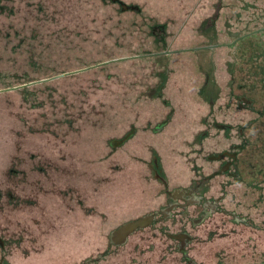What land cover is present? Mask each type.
I'll return each instance as SVG.
<instances>
[{"label": "rangeland", "instance_id": "374dc122", "mask_svg": "<svg viewBox=\"0 0 264 264\" xmlns=\"http://www.w3.org/2000/svg\"><path fill=\"white\" fill-rule=\"evenodd\" d=\"M261 28L264 0H0V189L13 192L0 200V264H88V253L107 264L135 241L114 239L125 223L198 199L239 219L206 221L189 204L194 217L169 229H197L195 259L263 264ZM138 158L163 189L137 193ZM75 176L77 198L61 195ZM32 187L41 202L23 203ZM178 188L187 191L172 197ZM67 214L90 234L69 233ZM170 236L179 250L189 244ZM171 240L152 238L157 253L137 238L136 257L167 264L155 262L169 260Z\"/></svg>", "mask_w": 264, "mask_h": 264}, {"label": "flooded vegetation", "instance_id": "af4514ba", "mask_svg": "<svg viewBox=\"0 0 264 264\" xmlns=\"http://www.w3.org/2000/svg\"><path fill=\"white\" fill-rule=\"evenodd\" d=\"M166 53L168 54V53H171V52L170 51H166ZM241 106H243V105H242V103L240 101V107ZM113 143L114 144H118V143H120V141L119 140L118 141L115 140V141H113ZM170 187L173 188V187H177V186H170ZM186 191H187L186 189H182V188L174 189V192L171 193V195L174 198H181L180 196L182 194H185ZM219 201H220L219 199L217 201H215V208H212V209H208V208L205 209L207 199L192 200V202L187 201V202H185L182 205L181 204H177L176 205L175 203H170L171 205L175 204L174 207H173V205L168 207V209L172 208L171 211H170L171 213H172L173 209H175L176 207H179V206H181L183 208L181 213L180 214L176 213L175 215L170 214L169 216L164 217V213H159V211H156L157 212L156 215L148 214V215L143 216V217L147 216L143 223H148L150 220L151 221L147 225H145L143 227H138L137 229H135L132 232V235H133L132 237L135 238V241L133 242L132 245L127 246L129 260L125 261L124 259H120V260L116 259V261L114 263H116V264H129V261H131L130 264H147L148 263L147 259H145V258L144 259H138L137 258V257L142 256L145 253V249H142L140 247L142 245L137 243V238L140 239V242H142V241H149L150 242V243H148L147 249H146V250H148V252H154L155 251V252L158 253L159 251H161L160 247L163 246V244L157 245V249H156V245L154 244L153 241H150V240L152 238H154L155 240L156 239H160V236H164L166 238V240H168V239L171 240L170 234H172V237H174V238H175V236L177 237L178 235H182V236L186 235V238L185 237L184 238L186 240H189L188 241L189 244H186L185 250H179L178 249V245L175 246V244L172 243V240H171L170 242L172 243V245L171 244H169V245L164 244V248H163L167 252V254H168L167 256H169V260L168 261H162V262L157 261L155 263L191 264L190 263V261H191L190 258H193V263L192 264H200L199 263L200 259L196 260L195 257H194L195 253L192 252V248H194L193 247L194 242L196 240H198L197 237H200V235H201V234L197 233V229L195 230V229L185 228L186 227L185 225H182L179 228L178 227H171L169 229V227L172 226V223H174L175 220L178 221L179 219H186V218H187V220H189V218H188L189 215L194 217L193 216L194 213H192V212L190 213V211H189V204H190V207H192V206H196L197 208L200 207L203 210V212L200 214V216H205V217H206V215L209 216L206 219V221L208 219H210L211 216H216V215H219L220 213H222L224 215L231 216L235 220V222L238 221L239 218L237 217V215L234 212H232L230 210L227 211L224 208L219 206L220 205ZM201 203L204 204V205H202V207L199 205ZM210 212H212V213L210 214ZM208 214H210V215H208ZM196 215H197V213H196ZM143 217H141V218H143ZM192 217H190V220L192 219ZM199 218L200 217H198V219ZM202 220H203V217H202ZM202 223L203 222H199V225L202 224ZM124 229H125V227H124ZM135 231H137V233H134ZM157 234H160V235H157ZM130 235L131 234H129L128 236H130ZM157 236H159V237H157ZM125 238H127V237L125 236V231L123 230V228H120L114 234V239L117 240V241H122ZM144 238H149V239L147 240V239H144ZM190 242H193V243L191 244ZM154 248H155V250H154ZM152 250H154V251H152ZM177 250H178V252H180L179 254H176L174 252V251H177ZM136 251H137V254L135 255ZM133 254H134L135 257L133 256ZM174 254L177 255V258L175 257ZM94 256H95L94 254H91L85 259V260H88L87 261V262H89L88 264H90V263L91 264H100L101 260L100 261L99 260L96 261L95 260L96 257H94ZM106 256H107V254L104 255V257H106ZM167 256H164L163 258L166 259ZM110 257H126V256H125V252L117 251V252H113L112 255H109V258ZM106 263L109 264L110 261L107 260Z\"/></svg>", "mask_w": 264, "mask_h": 264}, {"label": "trees", "instance_id": "16d2710c", "mask_svg": "<svg viewBox=\"0 0 264 264\" xmlns=\"http://www.w3.org/2000/svg\"><path fill=\"white\" fill-rule=\"evenodd\" d=\"M258 31H264V30H258ZM257 32V31H256ZM147 161L146 160H143V159H137V167L138 168H140V169H143V168H141L143 165L145 166V171H146V174L144 173V176H140V177H138V183H137V193L138 192H142V191H144V192H147V193H149V191H151L153 188H158V187H160L161 189H163L164 188V185L158 180V179H156L155 177H153V175H152V173L150 172V170H149V166L147 165ZM147 169V170H146ZM144 171V172H145ZM148 171H149V173H148ZM25 172V171H24ZM5 174H6V171H5ZM7 175V174H6ZM8 175L10 176V174H9V171H8ZM146 175V176H145ZM72 181H73V185H74V188L72 189V190H70L68 187H71V186H64V189H59V193L62 195L63 193H62V191H65V192H67L68 193V195H72V196H75L76 198H77V195L79 194V192L80 191H78L77 190V186H78V183L77 182H79V181H81V179H80V177L79 176H75L73 179H72ZM77 183V184H76ZM39 186H42V185H39ZM33 188L34 187H32L30 190H29V192H33V195H24L25 197H24V199H26L25 201H23V203H25L26 201H30V199L31 198H33V200H36L37 199V201L40 203L41 202V200H39V197H36V196H34L35 195V193H34V191H33ZM58 190V188L56 189V190H54V189H51V190H49V192H51V191H53L52 193L53 194H55L56 193V191ZM0 191L2 192V198L0 199V200H2L3 199V197H5L7 194H8V192H12V190L11 189H0ZM124 190H121L120 192H114V195L116 196V197H118L119 195H125V194H127L126 192H123ZM13 193V192H12ZM44 193V192H43ZM156 193H158L157 192V190H156ZM18 197H20V196H18ZM27 202V204H29ZM77 205L78 203H77V201L76 202H74V199H73V207H75V204ZM71 204V203H70ZM79 207H80V209L82 210V208H83V204L80 202L79 203ZM89 210L90 211H92V205H89ZM98 208H100V207H98ZM70 211V208H68V209H66V212H69ZM55 211H53V209H52V213H54ZM77 212H80L81 213V215H84V216H86L83 212H81V211H77ZM46 214V213H45ZM52 215V217H53V219H55V220H57L58 218H56V216H54V214H51ZM72 215L73 214H67L65 217H64V220H63V222H64V225L68 222V223H70V224H72L73 225V227H66V229L68 230V231H70L69 233H71L72 235H77L76 233H77V231L78 230H80L81 232H87V233H89L90 234V229L88 228V227H86L85 226V229H82V224H83V222L85 221V220H83V219H78L76 216H74L73 218H74V220H71V219H69V218H71L72 217ZM220 216L222 215V214H219ZM216 216H218V215H216ZM43 217H45V216H41V217H39V219L40 218H43ZM87 217V216H86ZM81 221V222H80ZM54 225H56L57 226V224H55L54 223ZM60 225V224H59ZM86 225V224H85ZM88 229H89V231H88ZM53 230V232L54 233H52V234H54V235H58V234H60V233H62V231L64 230V229H61V228H58V229H56L55 227L52 229ZM51 234V235H52ZM47 244H48V248H49V250H47V252H51L52 251V249L54 248V246H57L56 245V242L54 241V240H50V243L49 242H46ZM46 243H43L42 245H45ZM58 246L59 247H61L59 244H58ZM42 248V247H41ZM47 247L45 246V248H43V250L45 251V249H46ZM67 250V249H66ZM73 249H71V246L69 245V252H70V254L73 252L72 251ZM46 252V253H47ZM126 252H128V251H125V253ZM91 254H93V253H88L85 257H82V258H85L86 259V257H88L89 255H91ZM116 259L117 258H115V257H110L109 258V260H111L110 261V263L109 264H113L115 261H116ZM101 261H103V260H101Z\"/></svg>", "mask_w": 264, "mask_h": 264}, {"label": "water", "instance_id": "95a60500", "mask_svg": "<svg viewBox=\"0 0 264 264\" xmlns=\"http://www.w3.org/2000/svg\"><path fill=\"white\" fill-rule=\"evenodd\" d=\"M261 30H264V28H261ZM215 46H217V45H215ZM146 217L139 218V219H136V220H133V221H130V222H127L126 224H124L121 228H123V230L125 231V236L127 237V235L131 234L138 227H143V226L147 225L151 220L148 223H143ZM127 225H132L129 230L124 229V227Z\"/></svg>", "mask_w": 264, "mask_h": 264}, {"label": "bare ground", "instance_id": "6f19581e", "mask_svg": "<svg viewBox=\"0 0 264 264\" xmlns=\"http://www.w3.org/2000/svg\"><path fill=\"white\" fill-rule=\"evenodd\" d=\"M131 226H132V225H127V226H125V229H126V230H129V229L131 228Z\"/></svg>", "mask_w": 264, "mask_h": 264}]
</instances>
